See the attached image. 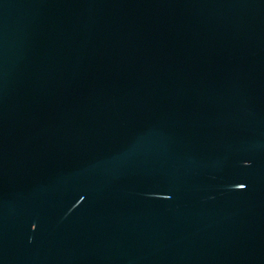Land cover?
<instances>
[{"label": "water", "instance_id": "obj_1", "mask_svg": "<svg viewBox=\"0 0 264 264\" xmlns=\"http://www.w3.org/2000/svg\"><path fill=\"white\" fill-rule=\"evenodd\" d=\"M0 264H264V0H0Z\"/></svg>", "mask_w": 264, "mask_h": 264}]
</instances>
